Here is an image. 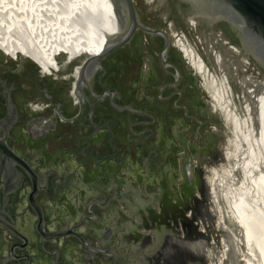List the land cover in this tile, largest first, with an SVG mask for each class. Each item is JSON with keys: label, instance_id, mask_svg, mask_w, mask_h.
<instances>
[{"label": "flooded vegetation", "instance_id": "1", "mask_svg": "<svg viewBox=\"0 0 264 264\" xmlns=\"http://www.w3.org/2000/svg\"><path fill=\"white\" fill-rule=\"evenodd\" d=\"M131 1L151 33L124 15L127 41L86 74L77 98L80 61L46 75L0 60V138L17 157L0 167V264H217L204 175L226 164L233 133L181 46L215 75L221 55L239 107L238 77L264 74L225 22L181 0Z\"/></svg>", "mask_w": 264, "mask_h": 264}, {"label": "water", "instance_id": "2", "mask_svg": "<svg viewBox=\"0 0 264 264\" xmlns=\"http://www.w3.org/2000/svg\"><path fill=\"white\" fill-rule=\"evenodd\" d=\"M181 1L189 6L191 12L200 15L208 23L223 21L228 24L238 38L244 54L251 56L260 66L261 74H264L262 71V69L264 70V0ZM103 2L115 25V29L94 50H89L87 46H84L76 53H71L61 42L47 38L49 42L46 43L45 60H36L26 52L23 54L22 49L4 35L7 43L6 47L0 44V60L29 64L46 75L57 74L69 64L72 67L80 61L79 65L73 69L74 75L77 74V80L73 86V92L77 98L78 93L81 92V85L86 86L87 84L86 74L93 68L99 67V61L109 52L119 48L127 41V38L121 40L119 35L120 22L124 15L129 22L134 23V26L137 25L143 31L151 33L150 29L137 21L135 8L131 0H103ZM190 21H194L192 17H190ZM185 35H187L191 47L196 48L195 33H190L189 36L188 34ZM197 37L200 38V36ZM181 49L186 56L191 58L197 72L205 78V85L215 108L222 113L225 122L233 133L228 142L229 150L226 152V164L225 162H219V165L214 166L210 174L204 173L211 185L213 205L209 207L217 211V217L213 225L216 228L215 232L220 242V244L216 243L219 246L216 263L221 264L223 262L222 256L227 257L229 251H233V254H238L239 262L237 261L236 264L245 262L253 264L251 259L256 260L246 251L243 229L233 206L236 202H246L264 212V202L262 200L264 151L254 113L264 90V80L262 77L260 80L246 76L238 77L240 93L242 94L239 107L238 104L233 103L229 83L226 82L227 74L222 71L224 64L221 55L216 60L220 73L215 75L206 71L205 64L200 59L195 60L192 51L188 50L187 46L182 45ZM196 50L198 51L197 54L201 56L199 49L196 48ZM59 60L64 63H60ZM208 65L213 71L214 65H211V63ZM5 137L0 138V167L2 160L5 158L12 157L17 161V157L7 145ZM205 223L209 224V221L207 220ZM211 239L213 240L214 236ZM97 249L101 253L104 252L103 247ZM212 263L208 262V264Z\"/></svg>", "mask_w": 264, "mask_h": 264}, {"label": "bare ground", "instance_id": "3", "mask_svg": "<svg viewBox=\"0 0 264 264\" xmlns=\"http://www.w3.org/2000/svg\"><path fill=\"white\" fill-rule=\"evenodd\" d=\"M2 1L3 3L0 2V5L1 3L4 4V2L7 0ZM8 2H10V0ZM17 2L18 3H16V5L18 6V11L14 8L15 10L12 9V12L14 13L13 16L16 14L19 18L15 15L18 19H16L15 17L13 18L12 16L10 21V19L7 17V22H11L7 25V32L11 33L13 31L14 34H12L13 36H8L5 34V36L10 38L13 43L20 47L22 49L23 54L26 52L29 56L35 58L36 60H45L47 48L46 43H48L49 40L56 39L57 41L61 42L71 53H76L84 46H87L89 50H94L103 41H105L106 38L110 35V32L115 29V25L106 10L103 0H79L80 5H82L83 9L87 7V11H91L90 16H88V14H85L87 15L86 17H88L89 22L87 24H85V22V25L82 24L84 25V27L82 28V30H80L79 34H77L78 31L73 33L74 28H76V26H74L73 24L69 25V22L71 20L69 19L67 25L68 27L65 25V27L67 28L63 29L64 27H62V30H60L59 27L56 28L57 33L59 32L58 30H60L66 34H64V37H62L63 33L61 32H59V34H53V32H55L54 25L56 24L60 26V23L58 24L57 22H55L59 21L56 17L54 18L51 15H47L46 17L44 14L46 19L42 20L45 17L43 16L42 18V11L39 13L41 8L39 9V6L35 5L38 3L37 0H19ZM85 2L87 5L84 4ZM9 6L10 5L8 4V7ZM46 14H48V12ZM2 16L3 15H1V17ZM39 16L41 17L40 20ZM6 20L7 19L5 18V21ZM5 36L0 35V44L4 47H6L7 43ZM254 113L264 151V90L256 105ZM262 200L264 202V188H262ZM233 209L243 229V235L246 244L250 245L251 243V245H253L256 249V253H258L259 260L257 261V264H264V212L251 206L246 202H236L233 206Z\"/></svg>", "mask_w": 264, "mask_h": 264}, {"label": "rangeland", "instance_id": "4", "mask_svg": "<svg viewBox=\"0 0 264 264\" xmlns=\"http://www.w3.org/2000/svg\"><path fill=\"white\" fill-rule=\"evenodd\" d=\"M9 0H7V1H5L4 2V4H2L3 3V1L1 0L0 2H2L1 3V5H0V17H1V15H3L1 18H0V26L3 28H1L0 27V33H2V34H0L1 36H4L5 34L6 35H8V36H13L12 34H14V32L12 31L11 33L10 32H7V25L9 24V23H11V22H7L8 21V18L10 19V21H11V17L13 16V12H12V9H16L17 10V5H16V3H18L17 1H19V0H10V2H8ZM38 1V3L37 4H35V5H38L39 6V9L41 8V10L39 11V13L41 12V13H43L42 14V18H43V16H44V14H45V16L47 17V15H51V16H53L54 18L56 17L59 21H55V22H57L60 26H58V25H56L55 24V22H54V29H55V32H53V34L54 33H56V34H59V32H61V33H63V31H60V30H62V27H64L63 29H65V28H67L68 26V22H69V19H71L70 20V22H69V25L71 24H73L74 26H76V28H74V31H73V33H75V32H77L78 31V33L77 34H79V32H80V30H82V28L84 27V25L85 24H87L88 22H89V20H88V17H86L87 15H85V14H88V16H90V14H91V11L90 10H88L87 11V7L85 8L86 9V11L87 12H90V13H87L86 11H85V9H83L82 8V5H80V2H79V0H37ZM36 2V1H35ZM14 3V4H13ZM51 3V4H50ZM65 3V4H64ZM67 3V4H66ZM8 4L10 5L9 7H8ZM13 6H12V5ZM84 4H86V2L84 3ZM48 5V6H47ZM87 5V4H86ZM81 6V7H80ZM13 7V8H12ZM57 7V8H56ZM56 8V9H55ZM8 9V10H7ZM14 9V10H15ZM63 11H62V10ZM50 10V11H49ZM18 11V10H17ZM17 11H15V12H17ZM53 11H54V13H53ZM62 11V12H61ZM82 11V12H81ZM7 12V13H6ZM37 12V11H36ZM48 12V14H46ZM17 13H19V12H17ZM23 14V13H22ZM10 15V16H9ZM16 15V14H15ZM13 16V18L15 17L16 18V16ZM56 15V16H55ZM75 15V16H74ZM83 15V16H82ZM44 16V17H45ZM64 16V17H63ZM8 17V18H7ZM18 17V16H17ZM40 17V16H39ZM46 17L44 18V19H42V20H45L46 19ZM59 17V18H58ZM62 17H63V19H62ZM3 18V19H2ZM5 18L7 19L6 21H5ZM19 18V17H18ZM18 18H16V19H18ZM21 18H22V16H21ZM61 18V19H60ZM68 18V19H67ZM86 18V19H85ZM41 19V17L39 18V20ZM77 19V20H76ZM4 22H3V21ZM61 20V21H60ZM74 20V21H73ZM5 22H6V24H5ZM37 22H38V20H37ZM71 22H74V23H71ZM86 22V23H85ZM63 23V24H62ZM85 23V24H84ZM82 24H84V25H82ZM65 25L67 26V27H65ZM10 27H11V25H10ZM57 27H59L60 28V30H58L59 32L57 33V31H56V28ZM6 28V29H5ZM81 28V29H80ZM53 29V28H52ZM5 30V31H4ZM30 30V29H29ZM2 31V32H1ZM37 31V30H36ZM31 32H32V30H31ZM64 32H66V31H64ZM29 33H30V31H29ZM4 34V35H3ZM64 34L65 33H63L62 35V37H64ZM66 35V34H65ZM244 241H245V239H244ZM245 246H246V251H248L251 255H252V258H254L256 261H253V259H251L252 260V263L253 264H257L258 262V260H259V257H258V253H256L257 251H256V249L254 248V246L253 245H251V243H250V245H247L246 244V242H245ZM251 247H253V248H251ZM255 253H256V255H255ZM243 264H249V263H243Z\"/></svg>", "mask_w": 264, "mask_h": 264}]
</instances>
